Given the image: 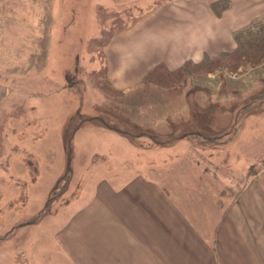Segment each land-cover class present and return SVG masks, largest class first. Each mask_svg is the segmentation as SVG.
Returning a JSON list of instances; mask_svg holds the SVG:
<instances>
[{
    "label": "rangeland",
    "instance_id": "obj_1",
    "mask_svg": "<svg viewBox=\"0 0 264 264\" xmlns=\"http://www.w3.org/2000/svg\"><path fill=\"white\" fill-rule=\"evenodd\" d=\"M162 2L0 0V264H41L102 179L161 181L154 224H182L186 214L212 225L264 168V64L242 78L245 67L208 72L185 60L186 71L160 67L145 85H112L105 46ZM105 198L97 193L86 209H103ZM143 200L122 208L151 211ZM175 208L182 216L172 218ZM79 230L81 248L99 228Z\"/></svg>",
    "mask_w": 264,
    "mask_h": 264
},
{
    "label": "crops",
    "instance_id": "obj_2",
    "mask_svg": "<svg viewBox=\"0 0 264 264\" xmlns=\"http://www.w3.org/2000/svg\"><path fill=\"white\" fill-rule=\"evenodd\" d=\"M160 1L163 2L145 9L129 28L114 35L105 46L108 76L115 88L145 85L146 76L159 64L173 70L185 60L198 62L206 55L214 58L231 51L237 45L235 31L256 16H264V0ZM220 2L228 7L218 14L214 5L218 7ZM241 71L242 78L250 74V70ZM131 178L118 185L100 180L89 202L71 213L70 219L57 229L53 243L47 245L49 257H40L41 264H46V260L48 264H88L86 258L93 260L91 264H264V168L253 174L249 185L225 209L219 223L215 219L212 225L196 223L186 214L182 224L177 219H162L154 224V187H162V182H153L146 176L141 177L145 183L138 181L133 187L127 182ZM101 182L105 184L100 185ZM100 192L108 195L103 204L98 201L103 209H86ZM165 194L158 197L168 207L171 198ZM131 195L137 201H144L143 197L149 200L151 211L133 206L123 209L122 203L132 200ZM111 196L115 205L112 209L106 204ZM170 212L172 218L182 216L176 208ZM90 215L97 217L94 224H90ZM81 225L88 234L93 233L95 225L99 230L95 240L89 234V242L85 246L80 242L79 248L78 241L83 236L77 238L73 234L80 232Z\"/></svg>",
    "mask_w": 264,
    "mask_h": 264
},
{
    "label": "trees",
    "instance_id": "obj_3",
    "mask_svg": "<svg viewBox=\"0 0 264 264\" xmlns=\"http://www.w3.org/2000/svg\"><path fill=\"white\" fill-rule=\"evenodd\" d=\"M221 3L222 2L219 4ZM214 6V10L220 14L222 10L228 7V4L223 2L221 7L220 5L218 7L217 5ZM234 36L237 45L233 50L222 52L214 58L208 57L206 55L202 60L197 62V65L202 66L207 64L205 68L208 72L213 70H226L227 72L231 73L239 71L240 68L245 67L246 70H249L253 67L264 64V16L255 18L249 23L248 26L236 31ZM214 63L215 66L213 67ZM185 65L186 62L173 70L178 72L186 71L187 67ZM160 67L166 71H169L165 64H159L151 72H149V74L146 76V79L156 68Z\"/></svg>",
    "mask_w": 264,
    "mask_h": 264
}]
</instances>
